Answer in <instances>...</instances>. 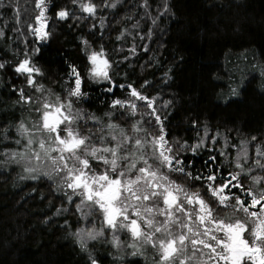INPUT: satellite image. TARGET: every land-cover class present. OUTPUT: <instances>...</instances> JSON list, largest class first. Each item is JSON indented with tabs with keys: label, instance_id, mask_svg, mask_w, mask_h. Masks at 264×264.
Here are the masks:
<instances>
[{
	"label": "trees",
	"instance_id": "1",
	"mask_svg": "<svg viewBox=\"0 0 264 264\" xmlns=\"http://www.w3.org/2000/svg\"><path fill=\"white\" fill-rule=\"evenodd\" d=\"M3 2L0 28L6 35L0 37V62L10 66L0 69V133L8 128L12 139L5 140L0 135V264H88V251L99 258L100 264H153L149 251L144 249V256L132 257L127 255L131 249L117 250L109 239L87 242L88 251L82 250L73 233L90 226L97 228L98 214L93 213L84 221L75 207L77 197L69 203L65 191L53 178L25 177L21 167L4 163L8 159L6 150H23V143H15L19 136L13 125L25 113L14 103L17 94L12 85H20L13 66L23 58L20 53L24 37L30 36L29 49L36 47L28 24L35 23L38 8L35 0H11V6L9 0ZM51 2L74 9L78 19L59 21L48 13L52 37L35 57L44 72L39 79L64 97L71 85L69 65L81 69L86 77L83 90L87 93L80 100L87 117L83 127L93 141L98 142L100 136L108 133L119 134L121 129L129 130L139 119L137 116L126 121L107 115L113 99L129 96L128 89L120 90L119 85L131 84L157 98L155 106L167 117L165 128L173 146L185 140L194 144L198 135L203 136L204 126L209 135L219 131L218 144H209L195 154L183 153L193 175L201 171L207 175L213 170L208 163L212 155L218 157V173L221 167L225 172L233 171L229 161H234L241 141L255 135L257 142L248 145V164H252L255 144L264 136V0H167L169 13L161 16L157 25L152 18L163 11V0H148V7L145 0H92L99 6L95 17H89L71 0ZM13 17H19L20 22ZM85 39L87 45L83 43ZM101 47L112 62V92L107 91L108 82L87 79V55L91 49ZM165 101H172L171 106L165 108ZM91 115L98 120L89 119ZM193 121L199 123L194 125ZM109 123L119 127L110 129L106 126ZM225 150L230 155L220 157L219 152ZM164 171L185 187L205 191L207 181L193 182L183 173ZM253 175L264 172L254 169ZM245 183L250 184L251 179ZM214 207L221 216L233 214L230 207Z\"/></svg>",
	"mask_w": 264,
	"mask_h": 264
},
{
	"label": "snow or ice",
	"instance_id": "2",
	"mask_svg": "<svg viewBox=\"0 0 264 264\" xmlns=\"http://www.w3.org/2000/svg\"><path fill=\"white\" fill-rule=\"evenodd\" d=\"M71 3L78 5L89 17L97 15L99 6L92 0H71ZM115 6V3L111 5ZM4 7L3 0H0V8ZM35 7L39 13L34 17L35 23L28 24V30L37 40L36 47L20 53L23 59L13 66L17 77L23 76L28 86L12 85L13 92L17 94L14 103L25 113L13 125L19 136L15 143H23V150H6L8 159L4 163L21 164L42 158L50 160L52 178L58 179V186L65 191L68 202L73 203V197L78 195L80 203L75 207L85 218L94 212L103 215L104 222L112 231L109 243L119 249L122 242L116 233L125 228L130 230L134 238L131 245L133 251L127 255L132 257L144 256L145 246L150 245L158 253V259L154 258L153 264H264V175H253L254 169L264 172V136L259 138L261 142L255 144L256 158L251 165L248 164L251 159L248 145L257 142L255 135L250 140L241 141L242 147L234 161H229L233 171L225 172L221 167L218 173L215 166L219 160L217 155H212L208 163L213 170L207 175L203 171L193 175L188 170L183 153L190 151L195 154L208 148L209 144H218L219 131L209 135V129L204 126L203 136L198 135L194 144L190 145L185 140L173 146L165 128L167 117L155 106L157 98L146 95L131 84H120V88L128 89L129 96L113 99L107 115L117 119L123 117L126 121L137 116L139 119L132 123L129 130L121 129L119 134L108 133L100 136L98 142H93L91 134L85 135L79 129L78 122L84 114L74 105V99L79 102L87 95L83 90L86 77L81 69L75 64L69 65L71 85L65 99L51 93L37 81V76H43L44 72L35 57L40 54L42 43L52 37L48 13L51 12L56 20L67 21L78 19L76 12L51 0H35ZM145 7H148V0H145ZM160 7L163 11H158L157 16L152 18L154 25L161 16L169 13L167 0H163ZM13 19L20 22L19 17ZM136 26L138 24L133 27ZM92 28L95 29L96 25L93 24ZM5 35L4 29L0 28V37ZM25 43L28 41L25 40ZM83 43L87 45L89 42L85 39ZM132 50L135 51V48ZM87 60L90 62V66L86 67L87 79L96 83L107 81V91L112 92L115 86L110 75L112 62L103 47L88 53ZM8 66V63L0 62V69ZM32 89L40 95L30 94ZM235 91L233 89L234 94ZM171 104L172 101H165L164 107ZM89 119L98 120L94 115ZM198 123L193 121L194 125ZM106 126L110 129L119 127L115 123ZM149 128L155 129V132H149ZM0 135L5 140L12 139L8 128ZM227 143L226 136V146ZM228 155L227 150L219 152L220 157ZM165 169L167 172L183 173L193 182L207 181L205 191L186 189L184 185L170 180ZM25 170L33 179L41 178L36 174L35 167ZM43 174L49 173L45 171ZM249 178L251 183L246 184L245 180ZM193 187L197 185L193 183ZM143 202L147 203L146 208ZM213 205L230 207L233 214L221 216ZM148 213L152 216L149 217ZM236 213L241 215L236 216ZM133 214L136 218H132ZM156 216L163 219L157 220ZM142 224H147L148 230L142 229ZM104 231L85 232L78 229L73 235L81 249L88 251L87 240L99 239ZM119 259L123 261L124 257ZM88 264H100L99 258L90 251Z\"/></svg>",
	"mask_w": 264,
	"mask_h": 264
},
{
	"label": "rangeland",
	"instance_id": "3",
	"mask_svg": "<svg viewBox=\"0 0 264 264\" xmlns=\"http://www.w3.org/2000/svg\"><path fill=\"white\" fill-rule=\"evenodd\" d=\"M38 13H39V9H38ZM24 33H26V32H24ZM30 37V36H29ZM29 37H24L23 38V41H21V44H22V47H23V51L25 50V49H29V44L27 43H25V40H29ZM34 37V36H33ZM35 38V37H34ZM35 41L37 42V40H36V38H35ZM46 43V41L45 42H43L42 44H45ZM93 50H96V51H99V50H97V49H91V51H93ZM90 51V52H91ZM89 52V53H90ZM23 59V58H22ZM89 66H90V62H89ZM13 69H14V67H13ZM40 78V76L38 75L37 76V81H38V83L39 84H41V85H43L44 86V88H46V89H48V90H50L51 91V93H53V94H56L57 95V93H55L52 89H50V88H48V87H46L41 81H43V80H40L39 79ZM19 80H18V83H19V85H20V87H28L27 85H26V83H25V80H24V78H23V76H20L19 78H18ZM105 82H107V81H105ZM101 83H103V82H101ZM30 94H35V95H37V96H39L40 95V93L38 92V91H36L35 89H32V90H30ZM60 96V95H59ZM67 96H68V94H66L64 97H61L62 99H65V98H67ZM74 105H75V109H80V110H82V113L84 114L83 116H82V118L79 120V122H78V127H79V129L81 130V132L83 133V134H85L86 135V133H85V127H83L85 124V120H86V113H85V111L82 109V105H81V101H79V102H77L75 99H74ZM88 122V121H87ZM151 130V132H155V129H153V128H151L150 129ZM93 142H95V141H93ZM11 164H15V165H17V166H19V167H21L22 168V171H23V173H24V175H25V177H29V176H32L29 172H27L25 169L27 168V167H35L36 169H37V175H42V176H44V177H50V178H52L53 177V173H52V169H51V161L50 160H48V159H44V158H42L41 160H39V161H37V160H34V159H31V160H27V161H25V162H22L21 164H17V163H11ZM48 172L49 174L48 175H44L43 173L44 172ZM170 178V177H169ZM54 179V178H53ZM174 179H175V177L173 178V181H174ZM57 183H58V179H54ZM170 180H172V179H170ZM177 184H181L180 182H176ZM58 186V185H57ZM59 187V186H58ZM185 187V186H184ZM60 188V187H59ZM186 189H190L189 187H185ZM191 191H193V192H195V191H199V190H196V189H190ZM199 192H201V191H199ZM75 197H77V199H78V203H80V197L77 195V196H75ZM205 199H207V197L205 198ZM144 203V207L146 208L147 207V203L146 202H143ZM213 207H214V205H213ZM215 208V207H214ZM84 211L86 212L87 211V209H84ZM148 216L149 217H151L152 216V213H148ZM132 218H136L135 217V215L133 214V216H132ZM97 219H98V221H99V223L100 224H98V225H96L97 226V228H94L93 229V227H88L86 230H84L83 228L81 229V230H83V231H85V232H87L88 230H96V231H98V230H101V229H104L105 231H104V235L102 236V237H100L99 239H109V241H112V231L110 230V229H108V226L106 225V223L104 222V218H103V215L99 212L98 213V215H97ZM141 219H143V217H141ZM156 219L157 220H162L163 219V217L162 216H156ZM84 221H87V218H85L84 219ZM86 225V224H85ZM141 227H142V229H144V230H148V226H147V224H142L141 225ZM116 235L119 237V241L120 242H122L121 243V245H120V247H119V249L117 248V247H115L113 244V247H115L117 250H122V248L123 249H131L130 250V252H132L133 251V249H132V247H131V245L133 244V242H134V238L132 237V235H131V232H130V230L129 229H127V228H125V229H121L120 231H118L117 233H116ZM157 235H159V233H157ZM125 236H126V239H124L125 238ZM123 240H127V241H123ZM90 241H93L92 239H89V240H87V242H90ZM145 250H147V251H149L151 254H152V256L153 257H151L152 259V261H153V259L155 258V259H158V253H156L152 248H151V246L150 245H147V246H145V248H144ZM123 251V250H122ZM130 252H128V253H130ZM193 264H195V262H193Z\"/></svg>",
	"mask_w": 264,
	"mask_h": 264
},
{
	"label": "flooded vegetation",
	"instance_id": "4",
	"mask_svg": "<svg viewBox=\"0 0 264 264\" xmlns=\"http://www.w3.org/2000/svg\"><path fill=\"white\" fill-rule=\"evenodd\" d=\"M43 45H44V44H42V46H43ZM103 84H108V83H107V82H103ZM118 88H119L120 90L123 89V88H120V87H118ZM75 203L78 204V200L75 201ZM94 213L98 214L99 212H94Z\"/></svg>",
	"mask_w": 264,
	"mask_h": 264
}]
</instances>
